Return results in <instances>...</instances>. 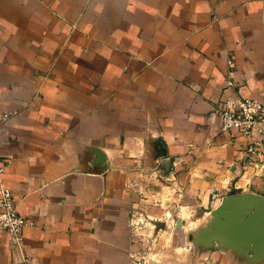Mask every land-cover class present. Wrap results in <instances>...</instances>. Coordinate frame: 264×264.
Wrapping results in <instances>:
<instances>
[{"label": "crops", "instance_id": "1", "mask_svg": "<svg viewBox=\"0 0 264 264\" xmlns=\"http://www.w3.org/2000/svg\"><path fill=\"white\" fill-rule=\"evenodd\" d=\"M226 95L264 103V0H0L1 178L30 221L0 264H140L138 220L171 239L152 264H264L193 239L222 196L264 195Z\"/></svg>", "mask_w": 264, "mask_h": 264}, {"label": "water", "instance_id": "2", "mask_svg": "<svg viewBox=\"0 0 264 264\" xmlns=\"http://www.w3.org/2000/svg\"><path fill=\"white\" fill-rule=\"evenodd\" d=\"M95 152L103 156L100 151ZM211 213L208 225L199 229V242L208 244L220 240L251 254L254 260L264 256L263 194L250 191L226 194Z\"/></svg>", "mask_w": 264, "mask_h": 264}, {"label": "built area", "instance_id": "3", "mask_svg": "<svg viewBox=\"0 0 264 264\" xmlns=\"http://www.w3.org/2000/svg\"><path fill=\"white\" fill-rule=\"evenodd\" d=\"M234 70L229 68L224 86H234ZM220 128L224 131L238 130L248 137L246 151L258 154L264 148V103L256 97L224 96L219 105ZM5 166L0 164V229L6 230L10 240L20 244L22 240V227L30 223L21 215L15 205L11 190L2 181ZM212 192V197L217 196Z\"/></svg>", "mask_w": 264, "mask_h": 264}, {"label": "rangeland", "instance_id": "4", "mask_svg": "<svg viewBox=\"0 0 264 264\" xmlns=\"http://www.w3.org/2000/svg\"><path fill=\"white\" fill-rule=\"evenodd\" d=\"M165 183H166V185L168 184V182H165ZM166 189H167V187H166ZM166 194L169 195L170 191H167ZM154 200H155L154 202L157 201V199H154ZM167 222L168 221L161 222V223H163V225H162L163 228L166 230H168L169 226H170V228H171V226H173L171 224L168 226ZM138 224L143 227V228H140L139 230L145 231V233L142 236H144L143 239H144V242H146L145 243L146 245H144V248H142V251L138 252V256H139L138 259L140 261V264H152L153 262L155 263L159 258L162 259L163 257H165L167 254V246L171 242V239H170L168 232L165 231V233L163 235L158 236L156 234H152V232L149 231L150 230V224L149 223H147V222L144 223L143 221L138 220V223L136 225H138ZM146 231L149 233H146ZM168 231H170V230H168ZM198 235H199V233H196L195 235H193V239L194 238L197 239ZM158 241H159V245L162 244V246L159 249L156 248V244H158Z\"/></svg>", "mask_w": 264, "mask_h": 264}]
</instances>
